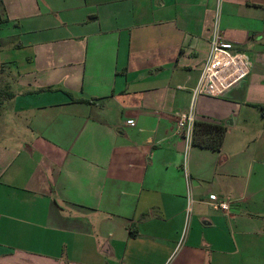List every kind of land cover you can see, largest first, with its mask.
Listing matches in <instances>:
<instances>
[{"label": "crops", "instance_id": "1", "mask_svg": "<svg viewBox=\"0 0 264 264\" xmlns=\"http://www.w3.org/2000/svg\"><path fill=\"white\" fill-rule=\"evenodd\" d=\"M0 7L24 54L4 75L0 264H264V0ZM214 25L252 68L221 98L194 101L197 121L225 135L219 150H188L186 216L177 117ZM212 194L230 199L227 213Z\"/></svg>", "mask_w": 264, "mask_h": 264}, {"label": "built area", "instance_id": "2", "mask_svg": "<svg viewBox=\"0 0 264 264\" xmlns=\"http://www.w3.org/2000/svg\"><path fill=\"white\" fill-rule=\"evenodd\" d=\"M219 0H217L218 2ZM252 68V60L248 52L234 49L224 40L214 25L209 52L201 70L197 83L192 91L190 108L178 115L176 132L184 142V157L182 172L186 184V216L189 215L192 205L191 178L187 169V153L193 144L196 114L194 101L197 97L221 98L226 92L247 78ZM211 205L227 213L230 209V199H219L216 195L209 196Z\"/></svg>", "mask_w": 264, "mask_h": 264}, {"label": "rangeland", "instance_id": "3", "mask_svg": "<svg viewBox=\"0 0 264 264\" xmlns=\"http://www.w3.org/2000/svg\"><path fill=\"white\" fill-rule=\"evenodd\" d=\"M4 12V13H3ZM5 9L0 7V19L5 15ZM8 16V14H7ZM9 20V19H8ZM18 41V37L14 28L10 26L0 25V114L7 113L10 108V95L12 93L10 80L4 75L9 77L11 70L16 73L17 70L11 69L9 62L22 59L24 54L21 52H15V45ZM14 89V87H12ZM4 114L2 115L3 118ZM0 119V123L2 121Z\"/></svg>", "mask_w": 264, "mask_h": 264}, {"label": "trees", "instance_id": "4", "mask_svg": "<svg viewBox=\"0 0 264 264\" xmlns=\"http://www.w3.org/2000/svg\"><path fill=\"white\" fill-rule=\"evenodd\" d=\"M2 19H0V22ZM82 103H91L87 100H78ZM260 109L261 115L264 117V106H256ZM225 128L218 124L196 121L194 126L193 143L200 147L219 150L223 143ZM135 232H131L130 236L134 237Z\"/></svg>", "mask_w": 264, "mask_h": 264}]
</instances>
